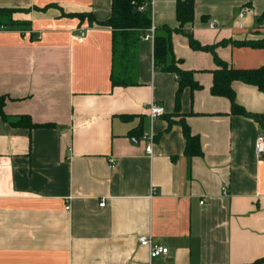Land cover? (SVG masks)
Listing matches in <instances>:
<instances>
[{
  "label": "crops",
  "instance_id": "obj_1",
  "mask_svg": "<svg viewBox=\"0 0 264 264\" xmlns=\"http://www.w3.org/2000/svg\"><path fill=\"white\" fill-rule=\"evenodd\" d=\"M243 6L251 12L240 16ZM176 7L177 0H152L154 26L179 27ZM0 8V23L12 27L0 31L7 116L0 112V264L264 259V154L255 147L264 130L211 92L212 52L173 34L180 66L202 85L183 89L176 114L179 77L155 65L154 40L120 36L114 66V31L99 24L110 18L112 0H0ZM78 13L93 14V22ZM263 13L264 0H195V18L184 29L203 45L262 40ZM216 52L236 68L264 65L261 47L229 42ZM115 71L129 84L113 86ZM233 88L247 111L264 114L257 86L234 81ZM152 101L165 110L154 119L144 107ZM23 115L53 125L15 126ZM181 118L200 137V156L185 154ZM143 235L169 253L151 259Z\"/></svg>",
  "mask_w": 264,
  "mask_h": 264
},
{
  "label": "trees",
  "instance_id": "obj_2",
  "mask_svg": "<svg viewBox=\"0 0 264 264\" xmlns=\"http://www.w3.org/2000/svg\"><path fill=\"white\" fill-rule=\"evenodd\" d=\"M0 11L2 9L0 8ZM81 18L85 16L93 22V14L78 13ZM176 16L180 23L177 28L170 26L156 27L154 38V60L155 65L166 72H174L179 77V87L176 93V114L180 113L181 94L185 87H190L192 91L200 89L202 85L195 79L193 70L183 69L180 64L182 59L176 57L173 50V34L182 32L188 35L190 46L195 50L210 51L214 55L217 68L213 71L214 80L211 92L217 96H225L231 100V111L234 114L251 116L255 118L264 130V114L251 113L247 111L236 100V92L233 88L234 81H243L248 84L257 86L264 93V65L258 68L243 69L236 68L228 62L222 60L216 52L218 45H225L229 42L244 46L251 45L264 48V39L262 40H223L219 44L203 45L194 38L192 33L186 32L184 26L193 22L195 18V0H177ZM264 20V13L259 18L261 23ZM99 24L109 26L114 33V53L116 65V55L119 49L118 38L126 35H136L138 40L141 35H145L147 30L153 25L152 23V0H112V13L108 20L101 21ZM116 69V67H115ZM116 71L112 75L113 86L126 85L129 82L117 79ZM6 97L0 95V112L1 115L7 118L3 111ZM173 121L170 120V124ZM15 126L33 127H49L53 123H33L28 115H23L18 121L13 122ZM180 124L183 127V133L186 140L185 154L189 157L200 156L202 147L200 137L193 134L190 126L184 118L180 119ZM264 259H258L251 264H260Z\"/></svg>",
  "mask_w": 264,
  "mask_h": 264
},
{
  "label": "built area",
  "instance_id": "obj_3",
  "mask_svg": "<svg viewBox=\"0 0 264 264\" xmlns=\"http://www.w3.org/2000/svg\"><path fill=\"white\" fill-rule=\"evenodd\" d=\"M251 12V8L249 6H243L239 12L240 16H244L246 13ZM218 24V19L214 18L210 21L209 25L211 27H216ZM261 26L264 27V20L261 22ZM12 27L9 24H2L0 23V31H9ZM86 34V30L82 28L80 33L76 35V38L82 40ZM156 34V27L154 24L147 30L144 38L147 40H154ZM144 107L147 109L149 116L151 119H154L158 116H161L165 113L164 107L155 102H148L144 104ZM144 139H146L149 144L146 147V152L151 154L152 153V146L154 142V135L152 133L145 134ZM256 152L258 156H262L264 154V133L258 135L256 140ZM224 195L228 194V189H223ZM203 203V201H202ZM105 200L103 199L100 203V206H105ZM139 243L142 246H145L149 249L150 258H156L160 255H167L169 253V248L163 244L157 243L153 240L151 235H143L139 238Z\"/></svg>",
  "mask_w": 264,
  "mask_h": 264
},
{
  "label": "rangeland",
  "instance_id": "obj_4",
  "mask_svg": "<svg viewBox=\"0 0 264 264\" xmlns=\"http://www.w3.org/2000/svg\"><path fill=\"white\" fill-rule=\"evenodd\" d=\"M117 61H120L119 57H118ZM117 63L119 64V62H117Z\"/></svg>",
  "mask_w": 264,
  "mask_h": 264
}]
</instances>
